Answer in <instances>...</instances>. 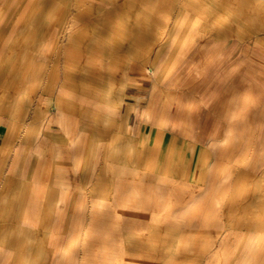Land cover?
Masks as SVG:
<instances>
[{"label":"rangeland","instance_id":"rangeland-1","mask_svg":"<svg viewBox=\"0 0 264 264\" xmlns=\"http://www.w3.org/2000/svg\"><path fill=\"white\" fill-rule=\"evenodd\" d=\"M5 1L12 11L0 32V264H25L39 251L48 254V242L58 251L75 229L79 246L69 255L71 264H206L216 254L225 264H264V190L255 188L264 184V160L246 174L228 173L227 161H217L222 174L207 177L202 165L210 158L203 147L188 151V141L174 132L159 136L136 126L134 117L129 121L125 113L109 114L101 106L104 99L112 105L124 100L130 79L144 88L154 81L161 112L167 97L176 98L179 74L196 56L209 59L210 68L220 61L221 68L242 72L245 84L259 81L262 74L248 78L247 70L264 72V31L256 27L259 16H251L264 9V0H148L150 53L115 51L113 76L84 63L92 57L87 41L104 29L111 0H41L33 29L14 15L24 0ZM232 3H238V15L214 29ZM78 15L84 22L73 20ZM182 39L189 40L188 51L178 50ZM34 70L42 84L27 92L22 84ZM23 92L27 97L14 105ZM39 124L47 130L35 138ZM23 128L26 137L20 136ZM75 136L77 144L70 145ZM190 208L199 214L186 219ZM208 229L213 234L202 240ZM220 229L221 237L214 238ZM187 236L195 240L184 244ZM50 256L45 264H55Z\"/></svg>","mask_w":264,"mask_h":264},{"label":"crops","instance_id":"crops-1","mask_svg":"<svg viewBox=\"0 0 264 264\" xmlns=\"http://www.w3.org/2000/svg\"><path fill=\"white\" fill-rule=\"evenodd\" d=\"M197 57L198 56L188 61L189 63L187 66H185V70L180 73V86L178 85L179 92L175 99L167 97V101H164L163 105H165L161 109V112H158L157 110L158 101L157 98H155L156 94H154V92H156L160 88L158 87L159 85L154 83V81H150V87L144 88V85L142 83H139V81L133 82V80L130 79L131 82H129V84L124 89V100L120 101L122 102V109L119 111L117 110V104H119L120 102L116 105H111V108H113V110H116L115 113L111 112V114L123 112L128 117L129 121H131L132 117H134V124L136 126L152 129L157 132L159 136H162V134L174 132L176 135H179L188 141L186 142V149L188 151H193L196 146L203 147V149L208 153L207 156L210 158V162L206 161V163L202 165L203 168L206 169V176L209 177L212 175L216 176L218 174H222V172H220V169L217 168V165L220 164L218 163L219 161H227L228 164H231L232 162L240 159L238 156H235L232 159L225 158V154L223 153L224 151L221 147L227 140L226 135H224V129H226V125L228 123V108L224 106L223 103H220L223 101L227 103L229 102V88L231 86H235V92H237L238 96L240 97V99H238L239 101H237L238 107L242 103H247L248 101L253 102L252 105H250L254 108H257L258 112V115L253 116V120L258 125H260L261 121H263L261 112L262 110L264 111V100H262L263 92L262 94L247 95L245 91V78L242 72L231 73L228 68L220 67L222 66V62L220 61L216 63L214 68H210L211 61H209V59L208 61H198ZM207 58L209 57H206V59ZM208 70L210 71L208 72L209 74L206 73V71ZM163 88L166 90V87ZM183 97H185V99H183ZM172 104H174V109H171ZM204 110L206 111L205 118L203 119L201 125H199L200 115ZM240 115L241 110L239 107V110L235 111L232 114V118H236L235 120H237L238 122ZM171 118H177L178 121L176 119V121L171 122ZM242 126L243 124L241 125V127ZM260 126L264 125L261 124ZM23 129L21 130L20 135L22 137H26L27 134L25 136L22 134L24 132ZM75 140H77V138L73 137L71 140L68 139L67 142L70 143V145H74V143L76 142ZM114 151L116 150L114 149ZM234 171L246 174L251 172L252 170L243 168L236 169ZM212 182L210 183L212 184ZM251 184L252 183L250 182L247 186ZM257 184H255L256 187H254L258 189L260 187V190L263 191V182H258ZM246 189V187L245 189L242 187V190ZM260 200H264V195L260 196ZM60 205H62V201L58 203V206ZM189 211H194L195 213L192 216H188L187 213ZM197 214H199L198 209L190 208L186 210L184 218L189 219ZM18 223L19 228L22 224L21 220ZM221 231L222 230L220 229L215 232L214 238L218 239L219 237H221ZM211 233V229L206 230V236L202 237V240H208L209 238H207V236H210ZM78 234L79 232L76 233L75 231V233L68 239L67 244H62L61 246L63 247L61 249L57 248L58 251H54V245L48 242V245L51 249L48 250V254L44 250L39 251V253L36 254V256H38L36 259H26L24 261L25 264H45V262L51 258L50 255H52V260H57V262H59V260H62L66 262L65 264H71L73 259L69 258V255L73 251L68 253V255L64 257H62L61 255L71 245H74L76 247L74 250L78 248ZM194 238V236H187V238H184V241H186L184 244H189L188 240H195ZM50 252L51 254H49ZM64 262H61V264H63ZM206 264H214V262L213 260H211Z\"/></svg>","mask_w":264,"mask_h":264},{"label":"bare ground","instance_id":"bare-ground-1","mask_svg":"<svg viewBox=\"0 0 264 264\" xmlns=\"http://www.w3.org/2000/svg\"><path fill=\"white\" fill-rule=\"evenodd\" d=\"M136 1L137 0H111L109 2V5H108L109 6L108 15L109 16L107 15L108 16L107 18H104L101 20V23L104 24V29L99 30L97 33H95L93 35V38H91V40L89 42L87 41L88 47H90V50H92V57H89L87 60H85L86 62H84V63H86L88 65L95 66L97 68L99 67L101 69H104L108 74L113 76V74H114V71L112 70L113 64H110V57H111L112 53H114L115 51H118L119 53H122V54H128L130 56H133V54H140V55L144 56L145 54L150 53V51H147V49H149L150 43H151V41H150L151 40V34L150 33L154 31L153 30L154 29L153 28V21H150L149 13H148L150 10V1L146 0L141 4H139V3L137 4ZM5 2H6L5 0H0V32H1V28H2L3 24L6 23V20L10 16V13L12 11L8 5L6 6ZM237 5H238V3H236V4L232 3L230 8H227L226 11H223L220 14L219 18L214 23L213 28L214 29H221V28H224L225 26H227L229 24V21L231 19H233L235 17V15H238L235 11H233L234 10L233 8H236ZM43 6H44V2H42L41 0H24L23 3L16 5V8H14V10L16 11L14 13V15L17 14L18 17L21 16V18H23L24 22L22 25L24 27L27 26L28 28L33 29V28L38 27V25H36V24L38 23V21L40 22V19H37V15L39 14L40 11H42ZM55 6H56V8H58L59 7L58 3H56ZM63 9H64V7H63ZM254 15L259 16L258 20H257L258 24L256 27L259 30L264 31V9H259L256 12H252L251 16H254ZM73 20L75 22L79 23L82 21L84 22L85 19L82 18V16L78 15ZM36 21H37V23H36ZM110 22L111 23L113 22L115 26L105 29V26H107ZM12 27H13V25H12ZM21 28H22V26H21ZM177 33H179V32H177ZM158 35H159V37H161L160 34H158ZM155 36H157V34ZM0 39H1V37H0ZM188 39L191 42V37H189ZM189 40H183V39L179 40L176 44L178 50L180 47V49H182L183 51H188L190 46H191V44L188 43ZM84 48L85 47H83L82 49H79V51H77V53L78 54H80V52L83 53ZM181 56H183V55H181ZM104 58H106L107 60L104 61L105 60ZM242 63L245 66L247 65L245 62H242ZM185 66H186V64H185ZM82 69H83V67H82ZM20 71L22 72V75H26V71H27L26 69L22 68ZM262 71H263V69H258L255 67L254 68L251 67L247 70L248 78L251 77L252 75H254L253 73H256L259 75L262 74V75H260L259 81L251 78L250 79L251 81H248L245 84V89L247 91V95L262 94L263 87H264L263 86L264 72H262ZM0 72L3 73L2 71H0ZM150 72L153 74L154 70L152 68H150ZM29 74H30V72H29ZM29 77H28L29 79L25 78V76L22 77L23 79L25 78V80L27 79L22 84V88L26 87L27 88L26 91L28 92L31 90H37L38 87H41L42 83H40L41 79H38V71L36 72V70H34V72H32V74ZM255 77H257V76H255ZM72 89H74V88H72ZM81 89H83V88H81ZM25 92H23V94L15 97L14 105L19 104L22 100H24V98L27 97L24 94ZM228 93H229V98H228L229 102L227 103V102L223 101L220 103V104L223 103V105L228 108V111H227L228 115L226 114L228 117V123L226 125L227 126L226 129H224V131H225L224 135H226L227 140L221 147H222V150L224 151L223 153L225 154V158L232 159L235 156H238L240 158V159L232 162L231 164L230 163L227 164L228 173L230 171H234L236 169H243V168L247 169V170L254 171L256 169L257 164H258V160L259 159L264 160V126H259L253 120V116L258 115V112H257V108H254L251 106L253 103L252 101H248L247 103H242L239 106L240 110H241V115L239 117L238 122H237V120H235L236 118H232V114L235 111L239 110V107L237 106L238 105L237 101H239L238 99H240V97L238 96V93L235 92V86H231L228 90ZM2 102H3V99L0 98V105L2 104ZM111 105L112 104H111V101L109 99L108 100L104 99L102 104H101L102 108L107 109L108 112H106V113H109V114L111 112H113V113L116 112V110H113V108H111L112 107ZM48 106H49V104H48ZM56 106H57L56 108H59L58 105H56ZM49 108H50V106H49ZM121 109H122V102L117 104V110L119 111ZM56 110L58 113L59 109H56ZM49 112H50V109L47 112V115H50ZM53 112H54V109H53ZM261 115H262V117H264V111L263 110L261 112ZM102 118H103V120H105V122L110 120L106 117L105 118L102 117ZM91 119H98L99 120V116L95 117V115H93L91 117ZM242 124H243V126L241 127ZM37 127L38 128L36 130L35 138H38L39 136L41 137L43 135V132L45 130H47L45 128V127H47V125L45 126V124H39V125H37ZM94 128L95 127H93V129ZM64 129H66V128H64ZM239 130L245 131L244 132L245 134L242 135V132H239ZM94 132H96V129H94ZM97 132H98V130H97ZM22 134L25 136L27 134V130L25 129ZM251 134H254V135H251ZM76 138L78 139V137H76ZM69 139L71 140L72 138H69ZM125 140H126V138H125ZM75 141L76 142L74 143V145L77 144L78 140H75ZM116 148L118 149L120 147L116 146ZM156 148H159V146H157ZM117 149H115V150H117ZM245 186H247V185L242 184V187L244 189H245ZM241 194L242 193H240L239 195L241 196ZM219 198H220V196H219ZM194 213H195L194 211H192V212L189 211L187 213V215L192 216ZM75 231H77V229H75ZM218 236H219V233H218ZM75 248L76 247L74 245H71L67 250H65V252H63V254L61 256L64 257V256L68 255V253L74 251ZM247 250H248V248H247ZM248 252H250V253H248ZM248 252H246V253H248L247 254L248 259H246V260L251 262L252 257L250 255L255 252V248H252ZM53 261L57 264L58 263L61 264V262H64L62 260H59V262H57V260H53ZM213 262H214V264H225V263H223L222 258H220L218 256V254H216ZM65 263L66 262H64L63 264H65Z\"/></svg>","mask_w":264,"mask_h":264}]
</instances>
